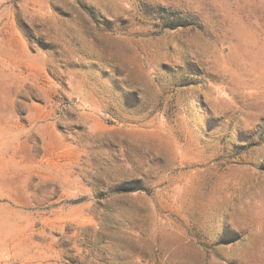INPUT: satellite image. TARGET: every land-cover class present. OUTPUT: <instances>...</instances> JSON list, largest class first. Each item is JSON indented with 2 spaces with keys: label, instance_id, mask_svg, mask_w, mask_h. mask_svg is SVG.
Returning <instances> with one entry per match:
<instances>
[{
  "label": "rangeland",
  "instance_id": "rangeland-1",
  "mask_svg": "<svg viewBox=\"0 0 264 264\" xmlns=\"http://www.w3.org/2000/svg\"><path fill=\"white\" fill-rule=\"evenodd\" d=\"M0 264H264V0H0Z\"/></svg>",
  "mask_w": 264,
  "mask_h": 264
}]
</instances>
